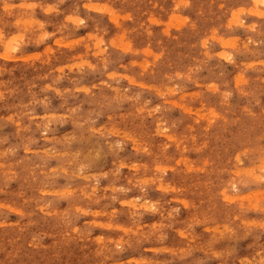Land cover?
Masks as SVG:
<instances>
[{"label": "clouds", "instance_id": "obj_1", "mask_svg": "<svg viewBox=\"0 0 264 264\" xmlns=\"http://www.w3.org/2000/svg\"><path fill=\"white\" fill-rule=\"evenodd\" d=\"M0 264H264V0H0Z\"/></svg>", "mask_w": 264, "mask_h": 264}]
</instances>
